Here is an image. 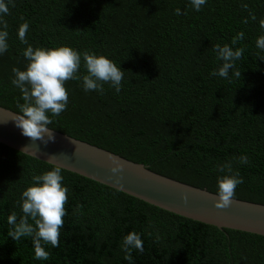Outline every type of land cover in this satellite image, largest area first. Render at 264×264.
<instances>
[{"label":"trees","instance_id":"1","mask_svg":"<svg viewBox=\"0 0 264 264\" xmlns=\"http://www.w3.org/2000/svg\"><path fill=\"white\" fill-rule=\"evenodd\" d=\"M8 7L0 107L19 113L12 68L26 69L28 45L104 55L124 70L121 91L106 83L102 94L85 92L82 79L67 81V108L52 131L212 194L224 174L217 165L231 161L244 180L234 199L264 205V50L256 46L264 0H206L200 11L191 0H12ZM24 21L27 45L18 38ZM215 44L245 49L230 79L211 75L222 66ZM86 74L82 57L77 75ZM50 168L0 144V264H264V237L181 218L65 170L59 247L45 245L49 259L36 260L31 237L8 236L7 218L19 219L23 191ZM132 231L144 251L133 249L130 262L121 245Z\"/></svg>","mask_w":264,"mask_h":264},{"label":"clouds","instance_id":"2","mask_svg":"<svg viewBox=\"0 0 264 264\" xmlns=\"http://www.w3.org/2000/svg\"><path fill=\"white\" fill-rule=\"evenodd\" d=\"M11 3L12 0H7V2L0 0V26H2L0 54L5 53L9 47L7 43L8 25L2 17L9 14L8 4ZM205 3L206 0H191L196 11H200L201 6ZM242 7L247 9L248 5L244 4ZM176 14H181L180 9H176ZM249 15L252 20L256 19L251 12ZM244 23H247V20ZM260 26L264 28V20L260 21ZM28 30L29 23L27 21L18 27V38L26 45L28 44L26 39ZM243 37V32L238 33L233 38L232 45H235ZM256 46L264 50V35L257 38ZM213 50L217 54V59L222 61V66L218 70H214L211 75L230 79V70L235 68L236 61L242 59L245 49L242 47L234 49L229 44L223 46L215 44ZM23 55L29 63L25 70L13 67L14 78L11 80V83L22 93L23 103L17 101L19 113L13 114L10 119L15 122L22 135L30 138L33 142L41 141L45 145L50 141L54 142L55 136L49 125L53 123L54 117H58L67 108L69 99L65 86L67 81L82 79L85 92L97 91L102 94L103 85L106 83L114 87L117 93L121 91L124 70L104 55H96L87 50L81 54L68 46L33 48L31 45L26 47ZM82 57L87 74L80 77L77 73ZM260 59L264 60V57ZM234 75L240 78L241 72L237 70ZM110 159L112 158L110 157ZM55 160L56 156L51 155L49 158L50 170L33 176L31 186L23 191L21 197L23 214L19 219L15 212H12L7 218V223L11 226L8 236L15 241H19L22 237H31L36 260L49 259L50 253L45 250V245L59 247L64 217L67 215L65 206L68 203L69 189L63 184L62 172L64 168ZM238 162L248 164L249 159L247 156H240ZM113 165L111 172L116 177V183H120L119 174L123 172L124 165L115 159H113ZM217 171L224 174L217 178L218 198L215 200V207L225 209L232 204L236 188L244 180L238 170L233 171L231 161L217 165ZM183 199L186 203L188 198L184 196ZM82 207L83 205H78L74 211H78ZM158 239L159 236H157ZM121 249L125 253L124 259L131 262L133 249L141 253L144 251L140 234L135 231L129 232L123 238Z\"/></svg>","mask_w":264,"mask_h":264},{"label":"water","instance_id":"3","mask_svg":"<svg viewBox=\"0 0 264 264\" xmlns=\"http://www.w3.org/2000/svg\"><path fill=\"white\" fill-rule=\"evenodd\" d=\"M15 114L0 107V144L34 160L51 165L49 158L65 171L120 191L155 208L217 229L264 237V205L233 200L230 207H215L217 194L152 173L141 164L53 131L55 140L47 145L22 135L10 118ZM24 150V151H23ZM110 157L112 159H110ZM113 159L124 165L120 183L111 172ZM111 177V178H110ZM187 196L185 203L183 197Z\"/></svg>","mask_w":264,"mask_h":264}]
</instances>
